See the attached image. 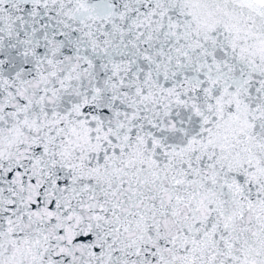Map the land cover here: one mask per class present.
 <instances>
[{
  "label": "snow or ice",
  "instance_id": "snow-or-ice-1",
  "mask_svg": "<svg viewBox=\"0 0 264 264\" xmlns=\"http://www.w3.org/2000/svg\"><path fill=\"white\" fill-rule=\"evenodd\" d=\"M0 264H264V0H0Z\"/></svg>",
  "mask_w": 264,
  "mask_h": 264
}]
</instances>
